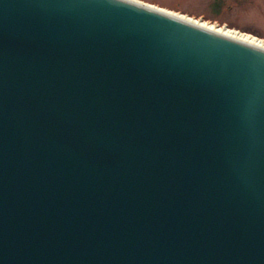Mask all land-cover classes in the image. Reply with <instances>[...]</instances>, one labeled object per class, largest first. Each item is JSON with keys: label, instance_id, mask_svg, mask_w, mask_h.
I'll return each mask as SVG.
<instances>
[{"label": "water", "instance_id": "obj_1", "mask_svg": "<svg viewBox=\"0 0 264 264\" xmlns=\"http://www.w3.org/2000/svg\"><path fill=\"white\" fill-rule=\"evenodd\" d=\"M200 24L0 0V264H264V49Z\"/></svg>", "mask_w": 264, "mask_h": 264}, {"label": "rangeland", "instance_id": "obj_2", "mask_svg": "<svg viewBox=\"0 0 264 264\" xmlns=\"http://www.w3.org/2000/svg\"><path fill=\"white\" fill-rule=\"evenodd\" d=\"M264 41V0H132Z\"/></svg>", "mask_w": 264, "mask_h": 264}, {"label": "bare ground", "instance_id": "obj_3", "mask_svg": "<svg viewBox=\"0 0 264 264\" xmlns=\"http://www.w3.org/2000/svg\"><path fill=\"white\" fill-rule=\"evenodd\" d=\"M173 15H175V14H173ZM200 26L203 27L205 30L213 31V32H216V33L223 35V36L226 35V37H230L232 39H236L237 41L244 42V43L249 44L251 46L264 49V46L258 45L255 41L248 39L247 37L238 36L237 34L224 31L223 29H218L217 27L210 25V24H200Z\"/></svg>", "mask_w": 264, "mask_h": 264}]
</instances>
